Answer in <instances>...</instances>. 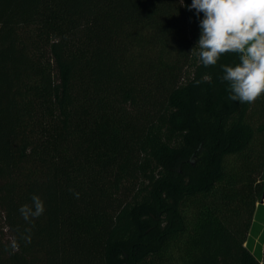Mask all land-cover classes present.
Listing matches in <instances>:
<instances>
[{
    "label": "trees",
    "instance_id": "trees-1",
    "mask_svg": "<svg viewBox=\"0 0 264 264\" xmlns=\"http://www.w3.org/2000/svg\"><path fill=\"white\" fill-rule=\"evenodd\" d=\"M191 2L0 0V264H261L264 98L189 54Z\"/></svg>",
    "mask_w": 264,
    "mask_h": 264
},
{
    "label": "clouds",
    "instance_id": "clouds-1",
    "mask_svg": "<svg viewBox=\"0 0 264 264\" xmlns=\"http://www.w3.org/2000/svg\"><path fill=\"white\" fill-rule=\"evenodd\" d=\"M193 9L198 17L203 13V18L199 39L189 54L204 67L215 66L222 55L235 54L238 62L222 66L229 99L243 104L264 98V0H192L188 10ZM44 210L37 195L32 205L19 209L25 220L39 217Z\"/></svg>",
    "mask_w": 264,
    "mask_h": 264
},
{
    "label": "crops",
    "instance_id": "crops-1",
    "mask_svg": "<svg viewBox=\"0 0 264 264\" xmlns=\"http://www.w3.org/2000/svg\"><path fill=\"white\" fill-rule=\"evenodd\" d=\"M250 247L261 264H264V204L256 208L250 234Z\"/></svg>",
    "mask_w": 264,
    "mask_h": 264
},
{
    "label": "rangeland",
    "instance_id": "rangeland-1",
    "mask_svg": "<svg viewBox=\"0 0 264 264\" xmlns=\"http://www.w3.org/2000/svg\"><path fill=\"white\" fill-rule=\"evenodd\" d=\"M260 203L264 204V196L261 201L257 202L256 208ZM256 211V209H255ZM255 214V212H254ZM0 243L4 244V248H10V246H13L16 244V238L13 232L9 229L7 223L5 222L4 215L0 212ZM45 261H42V264H44Z\"/></svg>",
    "mask_w": 264,
    "mask_h": 264
}]
</instances>
